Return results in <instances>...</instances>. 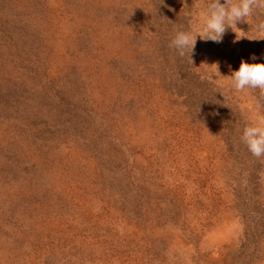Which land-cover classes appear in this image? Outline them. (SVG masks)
Masks as SVG:
<instances>
[{
    "label": "rangeland",
    "instance_id": "1",
    "mask_svg": "<svg viewBox=\"0 0 264 264\" xmlns=\"http://www.w3.org/2000/svg\"><path fill=\"white\" fill-rule=\"evenodd\" d=\"M204 3L0 0V264H264V40L181 57Z\"/></svg>",
    "mask_w": 264,
    "mask_h": 264
},
{
    "label": "clouds",
    "instance_id": "2",
    "mask_svg": "<svg viewBox=\"0 0 264 264\" xmlns=\"http://www.w3.org/2000/svg\"><path fill=\"white\" fill-rule=\"evenodd\" d=\"M261 16H264V0H223V3L221 0H205L203 9L196 14L199 29L195 32L191 27L176 30L170 47L181 57L185 54L190 57L195 49L197 36L206 42L221 43L229 28L236 33L237 40L242 37L249 40H264V18H259ZM250 18H256L251 24L256 33L252 37L237 28L238 22L249 24ZM252 59L255 60L256 57L253 55ZM215 76H221L219 71ZM229 77L230 91L259 89L260 94L264 95V63H248L241 60L239 69L233 71ZM209 80L212 82L216 79L212 76ZM241 140L254 157L258 159L264 157V116L245 124Z\"/></svg>",
    "mask_w": 264,
    "mask_h": 264
}]
</instances>
